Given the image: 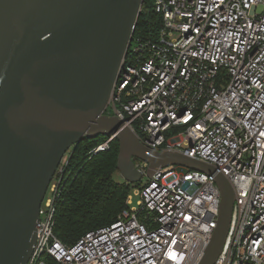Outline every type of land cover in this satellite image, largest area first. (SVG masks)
Instances as JSON below:
<instances>
[{
    "label": "built area",
    "instance_id": "built-area-1",
    "mask_svg": "<svg viewBox=\"0 0 264 264\" xmlns=\"http://www.w3.org/2000/svg\"><path fill=\"white\" fill-rule=\"evenodd\" d=\"M153 2L162 26L156 37L133 35L105 113L147 147L220 170L236 198L214 264H264V0ZM67 156L41 203L27 264L198 263L221 201L210 174L161 168L128 195L116 221L67 245L54 232ZM135 164L147 174L145 162Z\"/></svg>",
    "mask_w": 264,
    "mask_h": 264
},
{
    "label": "water",
    "instance_id": "water-1",
    "mask_svg": "<svg viewBox=\"0 0 264 264\" xmlns=\"http://www.w3.org/2000/svg\"><path fill=\"white\" fill-rule=\"evenodd\" d=\"M145 0H0V264H27L41 203L65 154L84 138L116 136L118 170L137 183L177 165L210 174L217 225L197 264H214L235 191L215 166L144 145L106 106Z\"/></svg>",
    "mask_w": 264,
    "mask_h": 264
},
{
    "label": "trees",
    "instance_id": "trees-1",
    "mask_svg": "<svg viewBox=\"0 0 264 264\" xmlns=\"http://www.w3.org/2000/svg\"><path fill=\"white\" fill-rule=\"evenodd\" d=\"M162 17L154 9L153 0H145L134 32V38L156 37ZM108 137L84 138L68 151L63 176V190L56 204V236L71 245L85 233L109 225L127 206L126 199L141 181H118L120 143L117 138L109 148L96 151ZM136 161H140L135 158Z\"/></svg>",
    "mask_w": 264,
    "mask_h": 264
},
{
    "label": "rangeland",
    "instance_id": "rangeland-1",
    "mask_svg": "<svg viewBox=\"0 0 264 264\" xmlns=\"http://www.w3.org/2000/svg\"><path fill=\"white\" fill-rule=\"evenodd\" d=\"M113 111V110H112ZM111 111V109L110 110H108V113H111L112 112ZM113 113V112H112ZM66 155H68V152L66 153ZM68 157V156H67ZM147 177H148V175L147 174H145L142 178H141V183H144L146 180H147ZM114 178L116 179V180H118V181H123V180H125V178L123 177V175L121 174V172L118 170V172H116L115 174H114ZM134 190V189H133ZM132 190V191H133ZM137 199H138V197L137 196H135L134 197V203H136V201H137Z\"/></svg>",
    "mask_w": 264,
    "mask_h": 264
},
{
    "label": "flooded vegetation",
    "instance_id": "flooded-vegetation-1",
    "mask_svg": "<svg viewBox=\"0 0 264 264\" xmlns=\"http://www.w3.org/2000/svg\"><path fill=\"white\" fill-rule=\"evenodd\" d=\"M135 160V159H134ZM135 162H137L136 160H135Z\"/></svg>",
    "mask_w": 264,
    "mask_h": 264
}]
</instances>
